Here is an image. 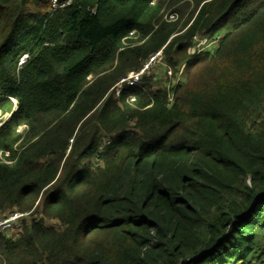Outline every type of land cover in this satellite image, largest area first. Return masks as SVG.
Returning <instances> with one entry per match:
<instances>
[{"label":"trees","instance_id":"trees-1","mask_svg":"<svg viewBox=\"0 0 264 264\" xmlns=\"http://www.w3.org/2000/svg\"><path fill=\"white\" fill-rule=\"evenodd\" d=\"M0 111V264H264V0H0Z\"/></svg>","mask_w":264,"mask_h":264},{"label":"built area","instance_id":"built-area-1","mask_svg":"<svg viewBox=\"0 0 264 264\" xmlns=\"http://www.w3.org/2000/svg\"><path fill=\"white\" fill-rule=\"evenodd\" d=\"M71 2L72 0H65L63 4L59 5L58 0H53V5H54V8L57 9V8L64 7L65 5H70ZM177 17H178L177 14L173 13L169 17L166 16L165 19L166 20L169 19L170 21H175ZM210 39H212L213 44L217 45L219 38L195 37L194 38L195 44L188 51V54L190 55V57L196 54H200L202 51H204L203 49L210 44L211 42ZM164 58H165L164 50L162 49L156 52L155 54H153L139 71L131 72L127 76L120 79L113 89L115 91L116 96H119L125 87H135L138 84H140V82L142 81L143 77L146 74H149L150 71L153 70L156 65L164 62ZM184 68H185V64H183L180 68V75L182 74ZM171 72H169V75L172 74ZM130 99L132 101H135L134 97H131ZM10 100L14 102V106H15L14 109H17L16 100L14 98H10ZM5 116L6 118L9 117L8 114H6ZM1 119H2V114L0 112V120ZM27 129H28V126L24 125L19 129V132H23L24 130H27ZM72 142L73 140H70V143ZM15 150H17V148H15ZM4 154L5 156H3ZM10 157H11L10 152L1 153V158L8 164H11V162L7 161V158H10ZM29 215L30 213H20V212H13L9 214L6 218L0 221V231L5 232V233L6 232L12 233L15 230H20L22 219L28 217Z\"/></svg>","mask_w":264,"mask_h":264},{"label":"rangeland","instance_id":"rangeland-1","mask_svg":"<svg viewBox=\"0 0 264 264\" xmlns=\"http://www.w3.org/2000/svg\"><path fill=\"white\" fill-rule=\"evenodd\" d=\"M170 10H172V8ZM167 12H169V10H165L164 9V10H162L161 13L162 14H166L167 17H169L171 14H173L172 12L171 13L169 12L170 14L167 15L168 14ZM219 33H221V32H217L216 31V32H214V34L211 35V37L212 38H219ZM210 40H211V42H210V44L208 46H206V49L211 48V47H213L214 49H216L218 46L216 44H213L212 39H210ZM208 50H212V49H208ZM169 72H171V71L168 70L167 63L166 62H162V63L156 65L154 67V69L150 71L149 74L152 75V76H155L154 83L157 85V87H159V86L168 87L169 84L170 85H172V83L175 84L178 81V79H180V77L177 76L176 79L173 78V82H172V79H170V77H172L173 72H171L172 73L171 75H169ZM2 120L3 119H1L0 121H2ZM34 218L40 219V215H37L36 214V215H34ZM46 225L48 227H55L57 229H60V227H61L60 224H59V222L58 221H54V220H47L46 221ZM20 230H15L12 233L11 232H6V235L8 237H11L16 232V233H18L17 235L19 236L22 233V231H20ZM17 235H14V236H16L15 238H17Z\"/></svg>","mask_w":264,"mask_h":264},{"label":"crops","instance_id":"crops-1","mask_svg":"<svg viewBox=\"0 0 264 264\" xmlns=\"http://www.w3.org/2000/svg\"><path fill=\"white\" fill-rule=\"evenodd\" d=\"M16 102H17V101H16ZM13 104H14V102H13ZM14 107H15V106H14ZM0 112H1V114H2V119H3L2 122H6V121H8V120L10 119L11 114L6 113V114L9 115V117L6 118V116H5L6 114L3 113L2 111H0ZM3 117H4V118H3ZM23 126H24V125H23ZM21 127H22V126H21ZM21 127H20V128H21Z\"/></svg>","mask_w":264,"mask_h":264},{"label":"water","instance_id":"water-1","mask_svg":"<svg viewBox=\"0 0 264 264\" xmlns=\"http://www.w3.org/2000/svg\"><path fill=\"white\" fill-rule=\"evenodd\" d=\"M17 109H13V111H16ZM1 126V125H0Z\"/></svg>","mask_w":264,"mask_h":264},{"label":"bare ground","instance_id":"bare-ground-1","mask_svg":"<svg viewBox=\"0 0 264 264\" xmlns=\"http://www.w3.org/2000/svg\"><path fill=\"white\" fill-rule=\"evenodd\" d=\"M21 133V132H20ZM24 133V132H23ZM18 147V146H17ZM19 151V150H18Z\"/></svg>","mask_w":264,"mask_h":264},{"label":"clouds","instance_id":"clouds-1","mask_svg":"<svg viewBox=\"0 0 264 264\" xmlns=\"http://www.w3.org/2000/svg\"><path fill=\"white\" fill-rule=\"evenodd\" d=\"M1 124H3V123H1Z\"/></svg>","mask_w":264,"mask_h":264}]
</instances>
